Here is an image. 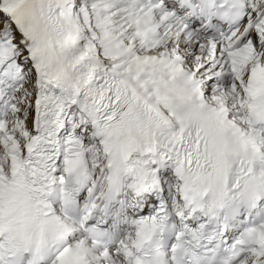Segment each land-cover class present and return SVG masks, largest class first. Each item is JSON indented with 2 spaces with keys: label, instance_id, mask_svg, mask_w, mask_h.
<instances>
[{
  "label": "snow or ice",
  "instance_id": "obj_1",
  "mask_svg": "<svg viewBox=\"0 0 264 264\" xmlns=\"http://www.w3.org/2000/svg\"><path fill=\"white\" fill-rule=\"evenodd\" d=\"M0 264H264V0H0Z\"/></svg>",
  "mask_w": 264,
  "mask_h": 264
}]
</instances>
